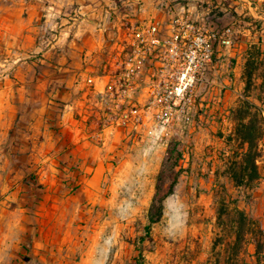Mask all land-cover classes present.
Masks as SVG:
<instances>
[{
    "label": "rangeland",
    "instance_id": "rangeland-1",
    "mask_svg": "<svg viewBox=\"0 0 264 264\" xmlns=\"http://www.w3.org/2000/svg\"><path fill=\"white\" fill-rule=\"evenodd\" d=\"M178 12L235 26V44L218 52L228 88L207 89L210 106L164 140L154 126L84 138L82 73L100 63L113 24ZM262 39L264 0H0V264H264L255 234L237 240L240 210L264 228V138L260 178L238 186L231 174L232 110L245 97L264 107ZM173 149L181 156L167 164Z\"/></svg>",
    "mask_w": 264,
    "mask_h": 264
},
{
    "label": "built area",
    "instance_id": "built-area-1",
    "mask_svg": "<svg viewBox=\"0 0 264 264\" xmlns=\"http://www.w3.org/2000/svg\"><path fill=\"white\" fill-rule=\"evenodd\" d=\"M125 15L100 48V63L82 73L78 123L84 138L101 143L147 126L164 140L210 106L207 89L228 88L218 52L235 44L236 29L206 26L185 12L148 21Z\"/></svg>",
    "mask_w": 264,
    "mask_h": 264
},
{
    "label": "trees",
    "instance_id": "trees-1",
    "mask_svg": "<svg viewBox=\"0 0 264 264\" xmlns=\"http://www.w3.org/2000/svg\"><path fill=\"white\" fill-rule=\"evenodd\" d=\"M255 48V52H254ZM257 48V51H256ZM260 53V47H251L250 58L248 65L254 66L256 59ZM249 78L252 79V71L249 73ZM234 120L236 122L235 135L240 140V149L235 159L233 160L232 177L235 184L238 186L250 184L253 180L260 178V171L258 168V160L263 156V148L261 141L264 138V107L258 105L249 97L241 99L239 104L232 110ZM233 140V136L229 137ZM174 149L170 152L166 159V163L174 165L178 162L181 155H174ZM162 170V175H164ZM180 171H174V179L170 184L168 191L164 194H157L154 198L151 212L150 222L146 226L147 236L150 235L152 225L158 222L164 214V200L174 193L175 186L178 182ZM158 192H160L161 185L158 183ZM240 219L238 221L237 240L241 241L245 238V233H253L255 236L253 240L256 244L255 256L258 262L264 261V228L258 220L251 219L246 211L240 210Z\"/></svg>",
    "mask_w": 264,
    "mask_h": 264
},
{
    "label": "crops",
    "instance_id": "crops-1",
    "mask_svg": "<svg viewBox=\"0 0 264 264\" xmlns=\"http://www.w3.org/2000/svg\"><path fill=\"white\" fill-rule=\"evenodd\" d=\"M264 39H262V41H263Z\"/></svg>",
    "mask_w": 264,
    "mask_h": 264
}]
</instances>
